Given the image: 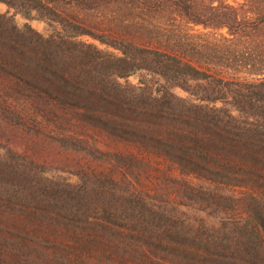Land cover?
Returning <instances> with one entry per match:
<instances>
[{"label":"trees","instance_id":"16d2710c","mask_svg":"<svg viewBox=\"0 0 264 264\" xmlns=\"http://www.w3.org/2000/svg\"><path fill=\"white\" fill-rule=\"evenodd\" d=\"M0 2V264H264V0Z\"/></svg>","mask_w":264,"mask_h":264},{"label":"rangeland","instance_id":"374dc122","mask_svg":"<svg viewBox=\"0 0 264 264\" xmlns=\"http://www.w3.org/2000/svg\"><path fill=\"white\" fill-rule=\"evenodd\" d=\"M228 3H231L235 6H240L241 4L244 3V0H225ZM9 7L7 4L0 2V12L5 13L8 11ZM16 19L20 25H24L27 21L26 18H24L21 14H18L16 16ZM36 29L39 31L45 33V34H50L52 32L51 27L46 21L40 20V19H32L29 21ZM84 39L94 42L101 47L106 48V46L101 45L99 42L93 40L92 38L85 37ZM112 51H116L113 48H108ZM117 52V51H116ZM219 67L216 68V72L220 71L218 69ZM225 71V74H230L232 76L240 77V78H252V75H249L248 70H235V71H229L227 73L226 70H221ZM153 75L149 74L145 70H139L132 76H130L126 80H122L124 82L128 81L134 84L139 83L141 80H147L153 82ZM178 94L182 96H189L187 92L184 90L177 88L175 90ZM0 144L3 147L5 146H12L16 147L22 152H27L31 155H33L38 161H45L50 170V175L53 176H62L65 178H68L70 180H76L77 177L72 175L69 172V169L71 170L72 164L75 163L74 158L76 162L81 161V158H77L74 154L70 153H64L60 149L49 146L48 143H42L41 139H37L35 137H29L27 134H25L21 130L17 129H12L11 126H4L3 129L0 130ZM188 212L193 216L196 215V212L199 213L201 217H205L211 222H217L216 218H212L208 216L206 213L203 212H198L197 210L190 209Z\"/></svg>","mask_w":264,"mask_h":264}]
</instances>
